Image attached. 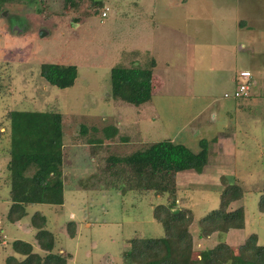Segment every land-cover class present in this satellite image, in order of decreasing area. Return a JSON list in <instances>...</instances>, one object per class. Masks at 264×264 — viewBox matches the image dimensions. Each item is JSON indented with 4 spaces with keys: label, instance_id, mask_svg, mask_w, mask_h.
<instances>
[{
    "label": "rangeland",
    "instance_id": "obj_1",
    "mask_svg": "<svg viewBox=\"0 0 264 264\" xmlns=\"http://www.w3.org/2000/svg\"><path fill=\"white\" fill-rule=\"evenodd\" d=\"M35 1L0 12V264L17 256L11 249L15 240L44 253L30 226L34 213L45 216L54 251L73 256L68 264H129L121 253L134 235L163 237L153 209L170 201L156 193L166 175L147 171L140 180L109 157L125 158L160 141L193 153L202 140L211 142L206 167L177 173L168 185L177 188L175 208L189 209L194 217L192 261L220 243L237 248L250 234L264 246V214L258 211L264 189V0H102L95 16L85 2L59 16L63 0ZM77 16L90 18L94 36L71 21ZM139 23L148 25L149 35ZM66 59L79 65L75 85L60 90L45 83L41 65ZM152 59L151 101L140 107L113 102L110 69L148 68ZM242 71L251 73L254 86L251 96L238 101L232 95ZM10 110L63 116L62 141L70 158L66 178L74 190L64 192L62 207L27 206L15 224L6 218ZM81 125L88 128L85 136L79 134ZM99 140L104 144L98 147ZM233 181L244 195L228 210L243 208L244 229L200 238L199 220L218 207L220 192ZM70 216L89 222L79 227L78 238L67 235Z\"/></svg>",
    "mask_w": 264,
    "mask_h": 264
},
{
    "label": "trees",
    "instance_id": "obj_2",
    "mask_svg": "<svg viewBox=\"0 0 264 264\" xmlns=\"http://www.w3.org/2000/svg\"><path fill=\"white\" fill-rule=\"evenodd\" d=\"M32 1L36 4L39 2L0 0V12L13 13L17 8H23ZM84 2L94 16L104 6L103 1L63 0L62 10L58 15L72 14L74 8ZM56 14L54 12L53 16ZM71 21L75 23V17ZM240 25H243V22ZM155 66L156 63L152 59L148 68H112L109 72L111 99L135 107L150 102ZM77 76V68L73 65L45 63L40 67V77L43 81L60 90L73 87ZM241 99L247 98L236 100ZM62 117L60 113L51 111L40 113L10 110L6 114V121L9 123L6 132L9 155L8 201L11 203L6 218L11 224L20 222L26 216L27 206H61L63 204L64 161L67 160V155L63 152ZM87 132L88 128L81 125L80 136H85ZM112 133L115 135L117 130L113 129ZM96 140L93 141L96 142ZM102 144L104 143L100 141L98 147ZM210 144L211 142L202 140L199 143L200 151L193 153L184 145L160 141L139 148L125 158L109 157L112 163L139 176L140 180H144V174H147V171L166 175L165 183L157 190L151 189H155L159 196L167 194L170 199L169 203L157 205L153 209V219L162 226L163 237L146 238L139 234L134 235L130 240L129 249L121 253L122 260L129 264H264V246L258 244V237L255 234H250L237 248L220 243L210 250L201 251L199 261H192L193 245L189 228L194 217L189 209L175 208L174 198L177 188L168 187V185L169 180L173 181L177 173L186 171L200 173L208 163ZM96 148L93 150L95 151ZM221 180H224L223 177ZM122 190L125 189L116 191ZM243 195L244 191L235 181L222 190L218 207L199 220L200 238H208L214 233L224 234L229 230L244 229L243 208L228 210L233 203L242 199ZM258 211L264 214V189L259 197ZM46 224L45 216L40 213H34L30 218V226L35 230L36 244L44 252L43 254L36 253L29 243L15 240L11 244V249L17 256H8L5 264H68L73 256L63 249L60 250L62 252L54 251L57 246L56 241L53 234L46 229ZM76 228L74 221L66 224L70 239L75 238Z\"/></svg>",
    "mask_w": 264,
    "mask_h": 264
},
{
    "label": "crops",
    "instance_id": "obj_3",
    "mask_svg": "<svg viewBox=\"0 0 264 264\" xmlns=\"http://www.w3.org/2000/svg\"><path fill=\"white\" fill-rule=\"evenodd\" d=\"M89 17H91V16H89ZM89 17H82V16H80V17H75L76 18V24L75 25H77V27L79 26H81L80 28H82V27H86L87 29H89L90 30V32H91V34L93 33V26L92 25H90L89 24V20H90V18ZM80 24V25H79ZM73 26V25H72ZM139 27H141V28H143V29H145V31H146V33L149 35V30H150V28L148 27V25L147 24H145V23H139V25H138ZM64 27V26H63ZM133 27V26H132ZM58 29V31H60V27H58L57 28ZM68 31H71V30H68ZM65 33H67V31L65 32ZM92 36H94L93 34H92ZM66 44H68L69 46H70V44H69V42H66ZM70 51H72L71 49H70ZM147 52H149V48H147ZM69 55V57H71L72 55H73V53H69L68 54ZM68 59H66L65 60V62L63 61V62H60V63H58L57 61L56 62H52V64H55V65H64V66H68V65H73V66H75L76 68H77V73H78V67H79V65L77 64V62L76 63H73V62H71V61H67ZM77 61V60H76ZM70 62V63H69ZM67 63V64H66ZM83 63V62H82ZM46 64H51L50 62L49 63H46ZM141 64V63H140ZM140 64H138V65H140ZM149 65H150V62H149ZM82 66V65H81ZM114 67H116V66H114ZM114 67H112V68H114ZM142 68H147V67H145L144 65L143 66H141ZM111 68V69H112ZM110 69V70H111ZM89 70L90 71H92L93 72V70H92V68H89ZM85 71H87L86 69H85ZM154 73V72H153ZM77 78H78V76H77ZM235 79V78H234ZM234 79H233V81H234ZM153 81H154V77H153ZM76 82V81H75ZM157 84H160L159 82L157 83ZM75 85V84H74ZM72 88V87H71ZM152 91H153V85H152ZM250 96H251V94H250ZM113 101V100H112ZM113 102H115V101H113ZM214 145H216V143L214 144ZM64 148V147H63ZM68 152H70V149H66ZM63 152H65V149H64V151ZM66 153V152H65ZM67 155H68V153H67ZM66 158H67V160H65L64 161V174H63V177H64V179H63V181L65 182V188H64V192L67 190V191H69L70 193H72V192H74V190H72V188L70 187V185H69V183H68V180H67V178H66V176H67V171H68V169L67 168H69L68 167V165H66V164H69L70 162V158H68L67 156H66ZM91 160H93L92 158H91ZM81 166V165H80ZM63 205H61V206H58V207H62ZM70 218L72 219V221H74L75 223H76V236H75V238H78V235H79V232L81 231L80 230V226L82 225H84L85 227H88V226H90L89 225V222L88 221H86L87 219H84V221H83V219H80V221H76V220H74V218H73V216H70ZM60 252H62V251H60Z\"/></svg>",
    "mask_w": 264,
    "mask_h": 264
},
{
    "label": "built area",
    "instance_id": "obj_4",
    "mask_svg": "<svg viewBox=\"0 0 264 264\" xmlns=\"http://www.w3.org/2000/svg\"><path fill=\"white\" fill-rule=\"evenodd\" d=\"M102 17H105V13L101 14ZM237 87L233 92L232 98L240 99L247 98L251 92L252 87L254 86V81L252 80V75L249 71H242L237 75L236 78ZM225 97H229L225 95Z\"/></svg>",
    "mask_w": 264,
    "mask_h": 264
},
{
    "label": "water",
    "instance_id": "obj_5",
    "mask_svg": "<svg viewBox=\"0 0 264 264\" xmlns=\"http://www.w3.org/2000/svg\"><path fill=\"white\" fill-rule=\"evenodd\" d=\"M94 2H101L102 0H93ZM40 35V37H43V34L42 33H40L39 34Z\"/></svg>",
    "mask_w": 264,
    "mask_h": 264
}]
</instances>
